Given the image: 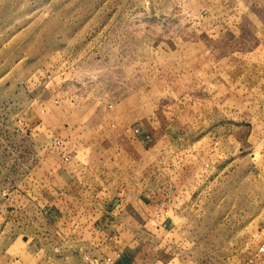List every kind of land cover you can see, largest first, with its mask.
<instances>
[{
	"label": "rangeland",
	"instance_id": "rangeland-1",
	"mask_svg": "<svg viewBox=\"0 0 264 264\" xmlns=\"http://www.w3.org/2000/svg\"><path fill=\"white\" fill-rule=\"evenodd\" d=\"M111 113L121 145L98 133L101 162L48 188L54 133ZM262 243L264 0H0V264H264Z\"/></svg>",
	"mask_w": 264,
	"mask_h": 264
},
{
	"label": "crops",
	"instance_id": "crops-1",
	"mask_svg": "<svg viewBox=\"0 0 264 264\" xmlns=\"http://www.w3.org/2000/svg\"><path fill=\"white\" fill-rule=\"evenodd\" d=\"M111 114L113 115L107 117L109 122L105 125L100 124L99 121L98 123H93L91 126H87V124H78L77 126H66L61 129L59 133H54L58 134L56 138L59 136L63 138L62 142L64 146L59 148L53 145L52 148L57 151L56 153L58 156H45L41 161L46 169L44 175L47 180L51 182L46 185L48 188H55L61 193H64L83 176L81 175L83 171L91 169V166L95 163L101 162L98 156H96L97 151L93 150V141H96L95 137L99 135L98 133L101 134L97 137L98 142L96 141V143L100 145H97V147H101L102 145L106 147L121 145L123 141L117 139L118 135L121 133L120 128H126L128 125L117 122L116 112L115 114ZM65 133L67 134L66 136L69 137L64 138L63 136H65ZM54 134L52 133V135ZM116 200L120 202L119 199ZM111 205H114V203H111ZM155 217L165 220L164 215H157Z\"/></svg>",
	"mask_w": 264,
	"mask_h": 264
},
{
	"label": "built area",
	"instance_id": "built-area-1",
	"mask_svg": "<svg viewBox=\"0 0 264 264\" xmlns=\"http://www.w3.org/2000/svg\"><path fill=\"white\" fill-rule=\"evenodd\" d=\"M54 145L57 147H63L64 144L63 142L60 140V138L55 139ZM168 211L165 209H158L157 210V215H167ZM264 249V243H262V245L260 246V250ZM95 264H115L114 259H112L111 257H106L105 259H103L102 262H96Z\"/></svg>",
	"mask_w": 264,
	"mask_h": 264
}]
</instances>
